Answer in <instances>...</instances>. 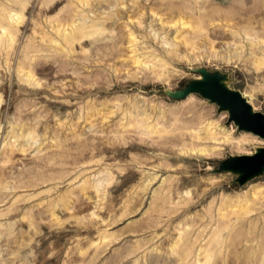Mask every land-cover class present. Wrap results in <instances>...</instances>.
Masks as SVG:
<instances>
[{
    "label": "rangeland",
    "instance_id": "obj_1",
    "mask_svg": "<svg viewBox=\"0 0 264 264\" xmlns=\"http://www.w3.org/2000/svg\"><path fill=\"white\" fill-rule=\"evenodd\" d=\"M259 57L264 0H0V264H264V136L173 94Z\"/></svg>",
    "mask_w": 264,
    "mask_h": 264
},
{
    "label": "water",
    "instance_id": "obj_2",
    "mask_svg": "<svg viewBox=\"0 0 264 264\" xmlns=\"http://www.w3.org/2000/svg\"><path fill=\"white\" fill-rule=\"evenodd\" d=\"M202 79L193 80L188 87L174 92L175 97H183L190 92H199L204 97L219 104L220 109H229V118L234 121L239 129L252 130L264 136V114L253 112L250 105L236 90L228 89L222 83L226 79L222 74H210L201 69ZM238 173L239 182L254 177L264 171V147L256 149L251 155H242L228 159L222 165Z\"/></svg>",
    "mask_w": 264,
    "mask_h": 264
},
{
    "label": "bare ground",
    "instance_id": "obj_3",
    "mask_svg": "<svg viewBox=\"0 0 264 264\" xmlns=\"http://www.w3.org/2000/svg\"><path fill=\"white\" fill-rule=\"evenodd\" d=\"M174 36H175V35H174ZM132 37H133V39H136L133 35H132ZM132 37H131V38H132ZM164 43H165V42H164ZM132 53L135 55V56H134V63H140L141 59L135 54V48H133ZM256 62H257V64H264V59L261 58V57H259V58L256 60ZM200 77H201V76H200ZM222 83L224 84V86H225L226 88L231 89V88L229 87L227 81H224V82H222ZM231 90H232V89H231ZM240 95H241V97L244 98L245 101L250 105L251 110H252L253 112H257L256 110H254V108H253V106L250 104L249 100L246 99L245 96H244L242 93H240ZM202 120H203V118H202ZM184 124H185V123H184ZM210 127H211V126H210ZM210 127L206 130V132H205V130H203V131H202V132H204L203 134H206V133H210V134H211L212 129H211ZM185 129H186V128H185ZM189 130H190V129H188V131H189ZM245 131H246V132H249V133H252V134H254V135H259L257 132H253L252 130H245ZM189 132H191V131H189ZM181 135H182V134H181ZM193 135H194V134H193ZM197 135L200 136V135H202V134H201V132H199V133H197ZM185 141H186V140H185ZM237 144L240 145V144H241V141H237ZM260 189H261V188H260ZM261 190H262V189H261Z\"/></svg>",
    "mask_w": 264,
    "mask_h": 264
}]
</instances>
